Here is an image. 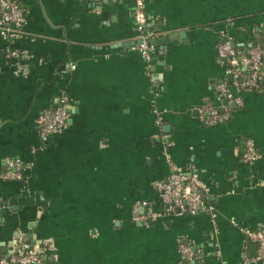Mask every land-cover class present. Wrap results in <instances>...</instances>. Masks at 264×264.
<instances>
[{"label":"crops","instance_id":"crops-1","mask_svg":"<svg viewBox=\"0 0 264 264\" xmlns=\"http://www.w3.org/2000/svg\"><path fill=\"white\" fill-rule=\"evenodd\" d=\"M14 1L25 24L0 32V257L25 240L44 264H251L244 232L264 229V87L214 127L198 111L224 106L216 48L222 35L244 51L264 38V0H144L153 73L135 49L133 0ZM62 99L67 127L42 143L38 118ZM8 161L23 165L21 181L4 179ZM173 169L206 185L207 213L162 215L156 185ZM23 193L31 203L13 205ZM136 205L155 219L134 222Z\"/></svg>","mask_w":264,"mask_h":264},{"label":"built area","instance_id":"built-area-1","mask_svg":"<svg viewBox=\"0 0 264 264\" xmlns=\"http://www.w3.org/2000/svg\"><path fill=\"white\" fill-rule=\"evenodd\" d=\"M104 2L109 0H91ZM121 1V0H114ZM134 8L132 19L135 24L137 45L135 49L144 59L148 69L153 73L151 63L152 41L155 34L148 30L145 14L144 0H133ZM25 24V17L17 2L14 0H0V32L10 37L15 32H20ZM7 59L18 61L22 56L15 51L4 53ZM217 59L225 66V79L215 86L217 97L223 102L221 109L208 107L200 109L199 120L203 125L214 127L225 122L230 117L229 106L241 107L243 101L241 93L254 92L264 81V46H249L242 56H237L233 39L222 35L216 48ZM20 70L22 68H19ZM153 75V74H152ZM66 100H59L54 109L43 112L37 121L38 136L42 143H47L52 137L59 135L67 127L69 120ZM254 143L245 141L242 155L244 163L253 165L259 160ZM24 168L19 161H8L4 179L8 181H21ZM264 186V184L262 185ZM159 201L162 205V215H189L196 216L207 213L204 194L206 185L193 172H182L173 169L165 182L156 185ZM146 207L145 204H142ZM136 205L132 211V220L137 223H147L155 219V214L148 210L145 216H140ZM247 241L255 245V257L251 264L264 263V229L244 232ZM179 255L189 263L197 261V253L189 244L180 245ZM0 264H44L42 254L36 252L25 240H19L18 247L8 254L0 257Z\"/></svg>","mask_w":264,"mask_h":264},{"label":"trees","instance_id":"trees-1","mask_svg":"<svg viewBox=\"0 0 264 264\" xmlns=\"http://www.w3.org/2000/svg\"><path fill=\"white\" fill-rule=\"evenodd\" d=\"M234 42V41H233ZM249 46H259L262 47L264 46V38H262L261 36H255V38L253 40H251V42L249 43ZM234 49L235 52L237 54V56H242L244 54V49H238L235 44H234ZM264 87V81H262V83H260L258 89H256L254 92H260ZM56 105H54L51 109H54Z\"/></svg>","mask_w":264,"mask_h":264},{"label":"water","instance_id":"water-1","mask_svg":"<svg viewBox=\"0 0 264 264\" xmlns=\"http://www.w3.org/2000/svg\"><path fill=\"white\" fill-rule=\"evenodd\" d=\"M147 28H149L148 25H147ZM30 196H31V195H30ZM17 203H18L19 205H27V204H30V203H31V200H27V199H26V193H23V194H22V198H21L20 200L16 201V202H14L13 205H14V204H17ZM31 239H33V241L36 242V241H35V237H32V236H31ZM38 243H39V242H37V245H39ZM32 244L34 245V243H32ZM31 248L33 249V247H31ZM9 250H12V248L9 249Z\"/></svg>","mask_w":264,"mask_h":264}]
</instances>
